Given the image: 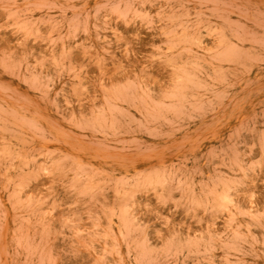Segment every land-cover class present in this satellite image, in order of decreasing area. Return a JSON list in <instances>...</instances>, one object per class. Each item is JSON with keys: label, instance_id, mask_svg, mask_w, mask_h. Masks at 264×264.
Listing matches in <instances>:
<instances>
[{"label": "rangeland", "instance_id": "374dc122", "mask_svg": "<svg viewBox=\"0 0 264 264\" xmlns=\"http://www.w3.org/2000/svg\"><path fill=\"white\" fill-rule=\"evenodd\" d=\"M0 264H264V0H0Z\"/></svg>", "mask_w": 264, "mask_h": 264}, {"label": "bare ground", "instance_id": "6f19581e", "mask_svg": "<svg viewBox=\"0 0 264 264\" xmlns=\"http://www.w3.org/2000/svg\"><path fill=\"white\" fill-rule=\"evenodd\" d=\"M217 46L223 43L222 38L217 37L215 40ZM179 84H183L184 77L179 75ZM212 202L214 205H218L220 208L229 211V212H236L240 209V203L235 197L227 192L226 190H217L213 195Z\"/></svg>", "mask_w": 264, "mask_h": 264}]
</instances>
